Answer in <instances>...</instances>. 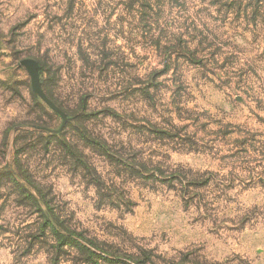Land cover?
I'll list each match as a JSON object with an SVG mask.
<instances>
[{"label": "rangeland", "instance_id": "rangeland-1", "mask_svg": "<svg viewBox=\"0 0 264 264\" xmlns=\"http://www.w3.org/2000/svg\"><path fill=\"white\" fill-rule=\"evenodd\" d=\"M0 264H264V0H0Z\"/></svg>", "mask_w": 264, "mask_h": 264}, {"label": "water", "instance_id": "water-1", "mask_svg": "<svg viewBox=\"0 0 264 264\" xmlns=\"http://www.w3.org/2000/svg\"><path fill=\"white\" fill-rule=\"evenodd\" d=\"M19 66L25 67L31 77V84L33 93L40 97L46 104L58 113L62 119L64 124L68 120L67 115L56 105L52 102L47 95L45 94L42 88V82L40 77V66L36 60L33 59H25L19 62Z\"/></svg>", "mask_w": 264, "mask_h": 264}]
</instances>
